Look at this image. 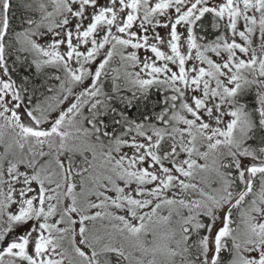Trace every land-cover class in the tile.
Wrapping results in <instances>:
<instances>
[{
    "label": "snow or ice",
    "instance_id": "1",
    "mask_svg": "<svg viewBox=\"0 0 264 264\" xmlns=\"http://www.w3.org/2000/svg\"><path fill=\"white\" fill-rule=\"evenodd\" d=\"M0 264H264V0H0Z\"/></svg>",
    "mask_w": 264,
    "mask_h": 264
}]
</instances>
